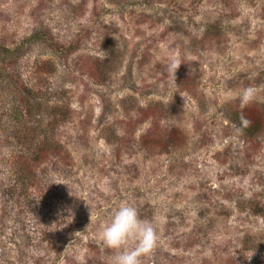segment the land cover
Wrapping results in <instances>:
<instances>
[{
  "label": "rangeland",
  "instance_id": "1",
  "mask_svg": "<svg viewBox=\"0 0 264 264\" xmlns=\"http://www.w3.org/2000/svg\"><path fill=\"white\" fill-rule=\"evenodd\" d=\"M0 47V264H108L97 232L122 204L156 227L142 264H264V128L248 142L229 115L251 86L264 121V0H0ZM19 84L66 110L57 130L40 117L49 158L28 188L40 132L15 137Z\"/></svg>",
  "mask_w": 264,
  "mask_h": 264
},
{
  "label": "trees",
  "instance_id": "2",
  "mask_svg": "<svg viewBox=\"0 0 264 264\" xmlns=\"http://www.w3.org/2000/svg\"><path fill=\"white\" fill-rule=\"evenodd\" d=\"M146 2H149L150 0H145ZM177 23V22H176ZM180 24H176L173 28L176 29L177 31L180 29ZM183 30V28L181 27V31ZM42 34V36H40V38L45 40V43L48 44L49 43V37L46 35H43V33H40V35ZM50 41V45H51ZM111 44V43H110ZM63 47V46H62ZM62 47H59L60 49ZM4 50H7L9 52V48L8 47H0ZM108 51H112L111 53H113V49L111 47V45L108 46ZM68 52V54L66 56H70L72 53L75 52L74 47L69 46V48L66 49ZM81 60V59H80ZM98 63H95L93 66L90 67V65L87 67L89 74H91V78L92 80L98 83H105L107 81V75H105L104 73V68L103 65H106L107 62L105 60L102 59H97ZM52 67L48 66V65H42V73H48L51 70ZM8 81V83L11 84V81L8 80L9 79V74L8 75H4ZM4 78V77H3ZM4 82V81H3ZM19 88V92L21 94V100L22 102H25L26 105H22L19 108V111H17V114L14 117L15 122H14V127L18 130V132L20 134H15L16 139H18L19 142H22L20 145L28 143L29 140V136L32 135H36V131L39 130L40 132V138H38V142L36 143V147L34 148V150H31L29 153V157H26L25 161L23 163H21V169L22 170H17L16 171V176L23 181V187H33L36 186V181L40 180V172H39V168L42 166L43 163H45V161L49 158L48 156V150H47V139H48V135L45 132L46 130L44 129V127H42L43 124H38L40 117L42 118V114L44 115V119L46 120V117H49V121L48 124H51L52 129L57 130L59 128V124L64 123L65 122V118L64 114L66 113V110H64L62 108V105H55L54 107L51 108V111L49 110V112H46L47 109H45L44 111V106L47 104V102H44V97L45 95H42L38 90H33L30 87H27V85H18ZM137 110H139V114H140V120H147L150 118V116L153 118V113L152 111H150V108H146L143 109V107L137 105ZM241 112L243 113L244 117L249 120L251 123L244 128L242 133H238L239 135H241L242 137H244L248 142H252L254 143V140L256 139V137L258 136V134L260 132L263 131V119L262 117L259 115V113L257 112V110L255 108L252 107H245L243 109L239 108L237 110H232L231 113H229V115L232 117V119L236 122V127H240L241 126V121H240V115ZM24 115V117L22 118V120L20 119V116ZM33 116L37 117V121L33 119ZM35 122H33V121ZM37 122V128L35 127ZM33 124V125H31ZM30 127H34L33 129L29 130L27 133L22 134V130L21 129H25V128H30ZM35 131V132H33ZM38 132V133H39ZM147 138L149 139L150 142H152V144H156L158 145L161 144V141L163 142V138L160 135V132L157 131V129L153 126H149L147 127ZM37 133V134H38ZM37 138V137H36ZM35 138V140H36ZM173 140V137L170 136V139L167 141H171ZM15 142V141H12ZM22 164H24V166H22ZM31 181V182H29ZM16 192V187L14 186L12 188V193ZM22 194V193H20ZM18 196V195H17ZM48 196L46 199L49 200ZM46 206L47 203H46ZM41 210V209H40ZM35 216L39 215V213L34 212ZM248 242V241H247ZM249 246V245H248ZM253 247V245H251ZM258 248H260V246H257ZM264 247V246H263ZM262 248V245H261ZM61 254V251L59 250V253ZM38 263L40 264H44L43 260H39Z\"/></svg>",
  "mask_w": 264,
  "mask_h": 264
},
{
  "label": "clouds",
  "instance_id": "3",
  "mask_svg": "<svg viewBox=\"0 0 264 264\" xmlns=\"http://www.w3.org/2000/svg\"><path fill=\"white\" fill-rule=\"evenodd\" d=\"M167 59L168 62L164 71L172 77L173 82L176 84V72L182 61L175 54H170ZM256 95V88L251 86L244 88L237 97L239 107L243 109L249 106L254 102ZM240 121L241 126L236 128L237 133H242L244 128L251 123L244 117L242 112ZM69 195H72L71 189ZM67 212L66 220L70 219L72 221L74 217L72 209H67ZM97 237L107 249L113 251L108 264H142V257L151 254L156 249L159 240L154 223L142 219L137 209L129 204H122L114 210L109 221L100 226Z\"/></svg>",
  "mask_w": 264,
  "mask_h": 264
}]
</instances>
